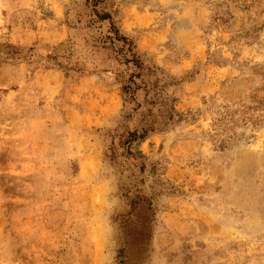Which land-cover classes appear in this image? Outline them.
<instances>
[{"label": "rangeland", "instance_id": "obj_1", "mask_svg": "<svg viewBox=\"0 0 264 264\" xmlns=\"http://www.w3.org/2000/svg\"><path fill=\"white\" fill-rule=\"evenodd\" d=\"M0 264H264V0H0Z\"/></svg>", "mask_w": 264, "mask_h": 264}, {"label": "trees", "instance_id": "obj_2", "mask_svg": "<svg viewBox=\"0 0 264 264\" xmlns=\"http://www.w3.org/2000/svg\"><path fill=\"white\" fill-rule=\"evenodd\" d=\"M94 3H97L99 0H93ZM96 17H98V19L102 20V19H108L109 20V30H108V35L107 38L110 39L111 41H120L122 40L124 42V44H129L127 43V40L125 38V36H121L119 34V31L117 29V27L114 25L113 21L111 20V17H109L110 15L107 13H103V14H98L97 12H95ZM130 46V44H129ZM129 87L124 86L123 87V92H125V94H127ZM136 135V134H134Z\"/></svg>", "mask_w": 264, "mask_h": 264}]
</instances>
